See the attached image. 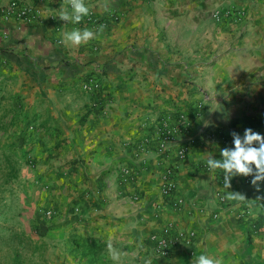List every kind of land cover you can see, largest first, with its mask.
<instances>
[{
	"label": "crops",
	"instance_id": "1",
	"mask_svg": "<svg viewBox=\"0 0 264 264\" xmlns=\"http://www.w3.org/2000/svg\"><path fill=\"white\" fill-rule=\"evenodd\" d=\"M24 1L45 21L0 17V264H115L109 243L119 264H191L200 254L264 264V182L257 190L235 176L230 191L246 199L220 202V169L207 166L234 149L221 134L264 135V0H85L98 20L120 19L78 47L64 34L98 27L55 18L63 0ZM233 6L246 11L242 21L213 22L211 11ZM91 74L108 96L104 110L81 88ZM164 121L176 130L167 149ZM181 146L184 203L174 210L161 181ZM20 222L39 226L32 250L15 236ZM169 223L196 232L192 252L153 256L148 238Z\"/></svg>",
	"mask_w": 264,
	"mask_h": 264
},
{
	"label": "built area",
	"instance_id": "2",
	"mask_svg": "<svg viewBox=\"0 0 264 264\" xmlns=\"http://www.w3.org/2000/svg\"><path fill=\"white\" fill-rule=\"evenodd\" d=\"M246 16V11L241 7H229L221 8L211 11V18L215 24H225L227 22L236 23L242 21ZM0 17L7 21L11 18L17 19L21 25H33L35 22L43 23L45 21L41 14V11L37 9L34 5L24 1V0H11L10 2L4 4L0 1ZM120 19V14L117 11H113L106 18L98 20L93 17L89 12V15L85 16L83 22H90L92 27H99L104 25L107 27L111 21H118ZM20 25V26H21ZM81 88L87 94L94 95L95 97L104 96V91L102 83L100 82L96 74H91L87 76L81 82ZM95 101V100H94ZM107 102L105 103L106 106ZM98 105V102H95ZM203 103H199L196 107V111L201 113L203 109ZM101 106V104H100ZM105 108V107H104ZM104 108L102 110H104ZM179 118L182 119L183 124L189 125L191 122L190 117L187 115L186 110L182 109L177 112ZM166 118H171L167 116ZM167 121V120H165ZM159 125V131L162 133V141L160 142L161 149L168 148V141L171 139L173 134L176 132L175 127H169L166 122ZM221 138L231 144L233 143V137L227 134H221ZM188 153V148L186 146H181L178 148L177 152L171 158L170 163L166 166L161 181V192L170 208L174 210H179L183 206V200L176 196V191L178 189V178L177 172L180 164L184 160ZM254 167V166H253ZM224 173L220 170V185L222 189L216 191V196L219 198L220 202L225 200V195L228 191L233 188V178L231 179V188H224ZM252 179V176L247 178L248 181ZM261 205L264 207V198L259 199ZM47 216H51L52 212L47 211ZM215 216V215H214ZM149 242L152 245V253L155 257H169L172 253V249L181 248L187 250L188 253L193 251V246L196 240V232L192 229L181 228L175 224L169 223L164 228L157 233H152L149 236Z\"/></svg>",
	"mask_w": 264,
	"mask_h": 264
},
{
	"label": "clouds",
	"instance_id": "3",
	"mask_svg": "<svg viewBox=\"0 0 264 264\" xmlns=\"http://www.w3.org/2000/svg\"><path fill=\"white\" fill-rule=\"evenodd\" d=\"M69 6L70 9L69 10ZM108 8L105 6V11ZM89 8L85 4V0H63L57 17L65 23L79 24L83 17L89 15ZM105 26L100 25L95 31L90 29H73L64 34V42L71 46H80L87 44L93 39H99L103 33ZM234 149H220L222 159H207V166L210 170L220 169L223 171L224 188H231V179L235 176H252L251 184L259 190L260 183L264 182V135L254 132L251 128L244 130L243 137L233 131ZM256 142L258 146H253ZM254 166V167H253ZM225 199L229 201H242L245 196L240 192L229 191L226 193ZM109 258L119 264L121 260L120 253L109 243ZM144 264H151L150 259H145ZM191 264H223L221 258L210 257L207 254H200L198 257L193 256Z\"/></svg>",
	"mask_w": 264,
	"mask_h": 264
},
{
	"label": "rangeland",
	"instance_id": "4",
	"mask_svg": "<svg viewBox=\"0 0 264 264\" xmlns=\"http://www.w3.org/2000/svg\"><path fill=\"white\" fill-rule=\"evenodd\" d=\"M20 223H22L21 225L18 226L21 228L20 232H17L15 234V236L18 237L20 239V241L26 245L27 249L32 250V248H33V246H35V244L32 243V241L28 238H30L31 234H38L39 233V231H40L39 226H37L36 228H34V227L30 228V227L26 226L25 224L23 225V222H20ZM74 234L77 235L76 233H74ZM23 253H24V251H23ZM27 253H29V251ZM18 255H19V253H18ZM22 259L24 262H25V260L26 261H33V258H31V256H29V255H26Z\"/></svg>",
	"mask_w": 264,
	"mask_h": 264
},
{
	"label": "trees",
	"instance_id": "5",
	"mask_svg": "<svg viewBox=\"0 0 264 264\" xmlns=\"http://www.w3.org/2000/svg\"><path fill=\"white\" fill-rule=\"evenodd\" d=\"M108 96L107 95H104V96H98L96 98V101L98 102V107L102 110L104 107H105V103L108 101ZM101 104V106H100ZM75 233V230L72 232V236H73V242L77 245V246H80V241L82 240L83 241V245H86V242H87V238L84 237V236H77L74 234ZM75 235V236H74ZM95 247L98 248V243L95 245Z\"/></svg>",
	"mask_w": 264,
	"mask_h": 264
}]
</instances>
